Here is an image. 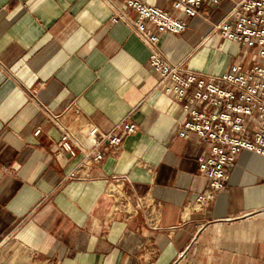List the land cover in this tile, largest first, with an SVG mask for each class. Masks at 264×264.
<instances>
[{
    "label": "crops",
    "instance_id": "crops-1",
    "mask_svg": "<svg viewBox=\"0 0 264 264\" xmlns=\"http://www.w3.org/2000/svg\"><path fill=\"white\" fill-rule=\"evenodd\" d=\"M126 1L0 0V264H264L263 159L240 152L224 189L196 204L206 148L177 136L180 105ZM137 1L172 13L171 0ZM238 1L176 14L186 30L156 51L204 76L248 65L252 51L213 31ZM125 123L136 133L99 162L58 147Z\"/></svg>",
    "mask_w": 264,
    "mask_h": 264
},
{
    "label": "built area",
    "instance_id": "built-area-1",
    "mask_svg": "<svg viewBox=\"0 0 264 264\" xmlns=\"http://www.w3.org/2000/svg\"><path fill=\"white\" fill-rule=\"evenodd\" d=\"M222 1L171 0L172 13L137 0L126 1L138 14L134 27L151 51L149 66L160 77L158 86L180 105L183 117L177 136L184 140L195 138L206 148V153L197 159L198 172L208 181L206 190L196 199L200 207L210 204L224 189L228 168L240 152L254 153L264 162V0L234 2L228 16L213 28L227 42L252 51L248 65L235 63L219 75L204 76L183 71L156 48L160 35H180L186 30V22L176 14L193 18L204 5L215 7ZM119 130L118 135L103 134L90 126L84 135L86 146L64 134L58 147L71 156L77 147L85 157L93 154V161L99 162L103 158L100 148L118 146L137 128L125 123ZM39 132L36 130L35 135ZM73 177V173L68 175Z\"/></svg>",
    "mask_w": 264,
    "mask_h": 264
}]
</instances>
